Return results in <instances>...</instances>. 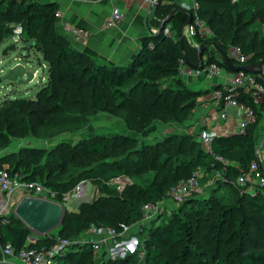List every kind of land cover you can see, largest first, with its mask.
Listing matches in <instances>:
<instances>
[{"label": "trees", "instance_id": "1", "mask_svg": "<svg viewBox=\"0 0 264 264\" xmlns=\"http://www.w3.org/2000/svg\"><path fill=\"white\" fill-rule=\"evenodd\" d=\"M25 1L0 0V40L12 33L15 24H22V39H35V46L47 62L48 78L36 97L5 98L0 103V151L10 146L12 139L52 138L78 131L87 125L86 115L98 112L118 116L138 131L153 121L185 122L193 114L202 92L183 83L179 68L181 57L193 66L218 62L233 71L216 47L230 57V47L237 45L247 55L245 64L264 65V33L250 28L258 15L256 0H196L195 9L212 32L204 36L198 28L193 37L199 45H208L203 58L183 32L189 13L179 10L162 30L141 39L140 52L133 62L120 65L100 62L91 54L75 49L69 38L58 33L55 3L29 1L23 8ZM179 7L178 3L159 0L153 8L151 23L159 27L162 20ZM188 9L193 14L194 7ZM168 25L171 33L165 32ZM30 47L34 46L30 44ZM210 48L216 55L208 51ZM237 98L254 108L256 119L245 133L213 137L211 152L196 138L197 134L173 132L157 142L138 146L136 137L116 132L90 134L85 141L73 146L61 142L51 150L21 147L15 154L1 155L0 165L7 163L10 171L18 173L21 179L40 181L61 193L82 179L98 181L107 188L105 194L93 201L81 202L75 210L65 206L60 226L48 236H40L36 243H27L33 231L16 214L1 215V242L10 241L19 251L26 245H50L56 236L78 235L92 223L119 226L140 221L144 217L145 202L160 200L168 194L172 184L202 166L205 172L214 168L222 170L221 185L229 191L227 196L213 191L204 201L191 202L200 204L197 211L201 216L207 203L220 207L214 215L205 216L213 220L206 231L215 241L223 236L225 241L233 242L229 248L212 252L213 264H264V247L246 250V233L257 224L251 211L264 219V195L250 191L247 184L236 182L242 170H247L250 162L257 158V134L264 102L255 103L251 94L243 90ZM106 159L112 160L106 163ZM149 170L152 176L146 178L145 172ZM124 175L132 181L138 179L139 184L130 183L120 191L110 183L113 177ZM189 206L178 210L165 235L152 228L148 230L143 264H187L195 257L191 242L198 236V223L193 224L186 218ZM260 233L258 229L257 234ZM90 254V247L71 250L59 257L58 264H91ZM114 262L138 264L139 258L132 253Z\"/></svg>", "mask_w": 264, "mask_h": 264}, {"label": "built area", "instance_id": "2", "mask_svg": "<svg viewBox=\"0 0 264 264\" xmlns=\"http://www.w3.org/2000/svg\"><path fill=\"white\" fill-rule=\"evenodd\" d=\"M150 5L155 3V0H146ZM194 5L193 20L190 24L184 26L185 34L188 37H194L199 28V32L203 35H210L212 32L205 25L204 21L198 15V11ZM61 12L57 10L55 16H60ZM126 17V13L120 7H114L111 14L105 21L106 27H113L120 24ZM66 32L75 40L82 41L88 37L89 31L76 26L73 23L66 22L64 24ZM157 31V29L155 30ZM166 33H171L169 28H165ZM12 33L17 34L22 38L24 28L22 24H15L12 28ZM229 55L234 59L236 64H245L247 55L243 53L240 46L234 45L229 49ZM179 68L182 75L189 77H203L206 80H212L216 76L227 70L218 62H211L206 66H193L188 63L185 57L179 59ZM243 90L245 93L251 94L255 103L264 102V74L247 72L245 70L233 71L228 80L221 84V87H216L213 90V97L219 100L224 108L214 111L210 114L211 123L219 124L227 119L228 112L226 106H236L243 111L237 133H245L247 126L255 121V110L246 102L237 98V95ZM216 132L210 131L208 128H203L197 133L199 141L203 146L212 151L211 143ZM218 159L225 161L222 156H217ZM205 174V168L198 166L190 175L181 178L176 183L172 184L168 194L171 199H180L190 195L192 192H199L203 189L202 177ZM132 182L131 178L124 176L113 177L110 180L112 185H115L118 190L123 191L128 184ZM237 184L248 185V189L252 192L261 193L264 195V171L257 159L250 162L247 170H242L238 175ZM92 184L89 179L80 180L73 188L68 191L60 192L57 189L51 188L40 181L23 180L18 173H12L7 163L0 165V216L9 214L14 211L20 198L27 192L28 194L45 197L66 206L67 202L73 203L76 209V204L82 198L89 195L88 185ZM20 191V194H17ZM161 208L160 201H147L143 205L144 217L149 214L157 213ZM132 233L129 224L123 223L119 226L111 224H95L92 223L86 230L72 237L56 236L53 243L43 246L27 245L16 251L12 242L2 243L0 240V264H58L59 257L71 250H80L84 247H90L92 253L103 255L102 259L110 260L124 258L129 254L135 253L137 248L138 238L130 236ZM33 232L27 240V243H36L40 236ZM144 253L143 251L140 252Z\"/></svg>", "mask_w": 264, "mask_h": 264}, {"label": "rangeland", "instance_id": "3", "mask_svg": "<svg viewBox=\"0 0 264 264\" xmlns=\"http://www.w3.org/2000/svg\"><path fill=\"white\" fill-rule=\"evenodd\" d=\"M28 2L29 0H26L21 7H26ZM255 6V10L258 15L257 17H255V20L251 24L250 28L258 29L261 33H264V0H256ZM166 28H169V25ZM30 44H32L34 47L30 50L29 61H26L21 57V54L26 53V51H21V47L30 46ZM10 45H14L15 48L8 49ZM5 49H7V52L3 53ZM10 61H23L27 63L28 68H30L34 72L33 79L23 84H19L17 83V81L13 82L5 79L4 76L6 74V69L8 68V64ZM184 77L185 75H183L182 77L183 83L186 86H188L189 83V85L194 89L205 87V84L202 82V80H190L189 82V79ZM47 78L48 65L46 60L44 59L42 51L35 46L34 38H31L30 40H24L17 34L11 33L9 36H5L0 40V103L5 98L36 97L38 90L44 85L45 82H47ZM162 80H164V78ZM86 116L89 119L87 125L78 131L60 133L52 138H37L34 136H27L20 139H12L11 145L0 151V156L7 153L15 154L21 147H36L41 150H51L61 142H65L66 144H70L73 146L77 143H82L83 141H85V138L89 137L90 134L109 135L115 134L116 132L123 133L136 137L138 139L136 144L138 146H141L143 144L154 143L153 141L151 142L150 137L147 136H157L156 134L159 133V136L162 137L166 136L169 133H173L166 132L165 134L161 132V129L159 130L158 128H156L155 126H158L159 124L164 127L167 126L168 123H164L161 121L160 123H158L159 121H153L147 128L138 131L130 128L129 125L118 116L109 115L104 112H98L96 114H89ZM67 148L68 147H66V149ZM111 160L112 159H106L104 160V162L108 163ZM152 173L153 172H151V170L146 171V178H148V176H152ZM223 176V173H220L218 171L205 172L201 180L203 184V189L201 191L192 192L190 195L180 199H171L169 194L163 195V197L159 200L161 208L157 213L149 214L148 216L143 217L140 221L128 223L132 231V233H130V236H134L139 239L137 248L134 251V254H136L139 258L138 264H143L144 262V243L148 230L152 228L165 235L166 232L169 231L171 224L175 221L178 210L182 207H188L189 205L190 206L188 214L190 213V215L187 214L186 218H189L193 222V224L198 223L196 230L198 236H196V238L191 242V246L195 251V257L191 259L187 264H197V261H202V264H213L214 257L211 254L214 250H223L224 248H229L233 245V242L225 241L223 236H220L219 240L215 241V239H213V237L211 236V233H208L206 231L208 225L213 223V220L210 218V216L214 215L220 209V207L212 206L211 204L207 203V206L204 209V213L201 216L197 211V208H199L200 204L191 203L196 200H198V202L204 201L205 199L209 198V195L213 191H215L218 195L227 196L229 193L228 188L221 185ZM133 182L139 184L140 181L135 178L133 179L131 184ZM87 189L89 195H87V197L85 198H82L79 203L76 204L77 208L81 202L85 200L93 201L101 195L105 194V191H107L106 186L100 184V182L98 181L92 182L91 185L89 183ZM17 194H20V191H17L16 195ZM194 204H196V206H193ZM66 207L69 209L75 208L73 206V203L70 202L66 203ZM11 213L15 214L14 211L9 212V214ZM208 213H210V216L205 217ZM251 214L253 215V218L255 219V222H257V224H253L246 233L248 237L246 250L250 248L264 247V219L258 216L256 211H251ZM258 229L261 230V233L259 235L257 234ZM57 231L58 229L55 230V232ZM141 251H143L144 253L141 254ZM102 257L103 255L100 254L95 256V254L92 253L89 255V259L92 261L91 264H107L108 262H110L109 264H115V262L113 263V261L118 259L105 260L102 259Z\"/></svg>", "mask_w": 264, "mask_h": 264}, {"label": "crops", "instance_id": "4", "mask_svg": "<svg viewBox=\"0 0 264 264\" xmlns=\"http://www.w3.org/2000/svg\"><path fill=\"white\" fill-rule=\"evenodd\" d=\"M39 1L41 3L57 5V10L61 12L60 16L55 18V29L58 33L63 34L70 39L73 47L85 51L100 62L107 64H127L133 62L140 52L144 36L156 32V26L151 23L154 16L153 10L149 14L150 4L146 0H29ZM164 3H178L181 7H194L195 0H163ZM114 7H120L126 13L125 19L118 25L106 27L105 21L111 14ZM56 10V11H57ZM149 14V17H148ZM70 22L76 26L82 27L89 31V35L82 41L75 40L72 35L68 34L64 24ZM184 32V31H183ZM185 34V33H184ZM186 35V34H185ZM187 36V35H186ZM189 41L196 47L198 43L193 37H188ZM193 39V40H191ZM209 52L216 55L211 48ZM205 58V56H204ZM233 71L224 70L221 75L212 80H206L203 77H189V82L202 80L204 88L194 89L188 81L191 89L201 91L198 97V104L193 114L185 122H170L166 127L159 124L155 126L162 133L178 132L183 134L196 135L201 129L208 128L217 135L230 136L237 133L243 111L236 106H226L228 112L227 119L219 124L211 123L209 116L212 112L224 108V105L213 97V90L216 86L231 77ZM183 77V75L181 76ZM160 123V121L158 122ZM263 124V125H262ZM264 114L259 122L257 134L256 154L257 160L264 171ZM147 136L151 142H157L164 136ZM216 135V136H217ZM196 138H198L196 136ZM203 145V144H202ZM259 147V148H258ZM258 148V149H257ZM208 150V149H207ZM210 151V150H209ZM227 162V161H225ZM234 164V162L229 161ZM220 172L214 168L211 172ZM224 172V169H223Z\"/></svg>", "mask_w": 264, "mask_h": 264}, {"label": "water", "instance_id": "5", "mask_svg": "<svg viewBox=\"0 0 264 264\" xmlns=\"http://www.w3.org/2000/svg\"><path fill=\"white\" fill-rule=\"evenodd\" d=\"M158 2L159 0H155V3L150 5L149 14L153 10V8L158 4ZM179 10L186 11L187 13H189V18L186 24H190L193 20V14L188 8L179 7L174 9L170 14H168L162 20L160 26L157 28V31L162 30L165 24L174 15V13ZM182 37L183 34L180 36V39H182ZM14 48H15L14 45H10L8 47V49H14ZM207 48L208 45L205 43H201L200 45H198V52L200 58H203L204 50ZM30 50H31L30 46L21 47V51H26L25 54H21L23 60L29 61ZM216 50L219 52L224 63L231 70L238 71L242 69L247 72L264 74L263 64H253V63L236 64L221 48L216 47ZM6 52L7 49L3 51V53ZM33 77H34V72L30 68H28L27 63L23 61L20 62L10 61L8 64V68L6 69V74L4 76L5 79L13 82L17 81V83L19 84L27 83L31 81ZM14 212L17 215V217H19L33 232H36L39 235H46L51 230L60 226L65 214V208L64 205L60 202L41 196L31 195L25 192V194L18 201L14 209Z\"/></svg>", "mask_w": 264, "mask_h": 264}]
</instances>
